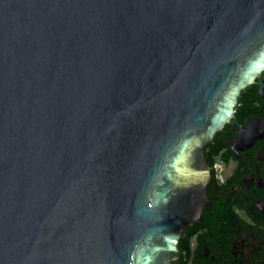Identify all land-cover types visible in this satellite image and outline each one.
I'll use <instances>...</instances> for the list:
<instances>
[{"label": "water", "instance_id": "water-1", "mask_svg": "<svg viewBox=\"0 0 264 264\" xmlns=\"http://www.w3.org/2000/svg\"><path fill=\"white\" fill-rule=\"evenodd\" d=\"M257 64L264 0H0V264H173Z\"/></svg>", "mask_w": 264, "mask_h": 264}, {"label": "flooded vegetation", "instance_id": "flooded-vegetation-1", "mask_svg": "<svg viewBox=\"0 0 264 264\" xmlns=\"http://www.w3.org/2000/svg\"><path fill=\"white\" fill-rule=\"evenodd\" d=\"M242 127L248 131L235 139ZM206 157L209 203L186 228L173 264H264V72L242 91Z\"/></svg>", "mask_w": 264, "mask_h": 264}, {"label": "snow or ice", "instance_id": "snow-or-ice-1", "mask_svg": "<svg viewBox=\"0 0 264 264\" xmlns=\"http://www.w3.org/2000/svg\"><path fill=\"white\" fill-rule=\"evenodd\" d=\"M262 68H264V64H257V65L254 66L253 71H256V70H259V69H262ZM174 242H175L174 240L170 241V245L173 244Z\"/></svg>", "mask_w": 264, "mask_h": 264}, {"label": "trees", "instance_id": "trees-1", "mask_svg": "<svg viewBox=\"0 0 264 264\" xmlns=\"http://www.w3.org/2000/svg\"><path fill=\"white\" fill-rule=\"evenodd\" d=\"M217 135H218V134H217ZM217 135H216V137H215L216 139H217Z\"/></svg>", "mask_w": 264, "mask_h": 264}]
</instances>
